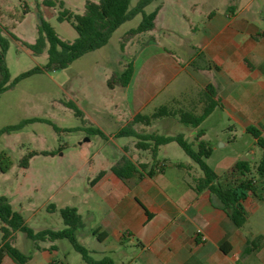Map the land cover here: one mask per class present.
<instances>
[{"label": "crops", "instance_id": "obj_1", "mask_svg": "<svg viewBox=\"0 0 264 264\" xmlns=\"http://www.w3.org/2000/svg\"><path fill=\"white\" fill-rule=\"evenodd\" d=\"M190 2L193 11H197L193 16H182L189 35L181 28L164 25L165 34L174 32L176 37L168 39V44H160L155 33L159 12L154 29L147 31L148 40L142 51L159 44L150 56L166 75L165 82L146 100L135 105L131 102L132 110L118 128L112 130L109 117L94 119V123L104 133L105 137L98 136L106 143L157 99L160 105L175 111L201 112L206 87L212 85L217 105L202 123L209 118L210 122L187 130L194 147L199 140L210 143L212 152L205 158L206 163L221 182H231L233 179L225 180L226 173L237 160L246 159L255 167L262 156V149L246 128L254 126L264 136V5L261 0ZM127 87H121L125 93ZM138 91L142 93V89H131L130 96ZM179 124L175 114L147 125L137 123L134 128L143 134L175 135L173 131ZM127 137L130 136H117L121 140ZM121 151L135 164L150 165L153 161L129 155L125 148ZM215 152L222 158L210 164L208 160ZM257 157L258 161L252 164ZM117 159L106 160L97 168L96 173H105L91 186L95 195L87 212L94 229L107 233L102 242L108 238L117 245L127 240L136 242V253L126 263L122 260V264H264V181L256 177L255 192L243 201L247 220L237 227L208 189H194V177L201 173L196 172L193 161L161 162L156 158L162 170H156L153 176L135 173L121 179L110 170ZM198 229L205 235L204 240ZM258 235L262 237L255 246L246 249L248 240ZM223 242L228 244V251L221 248ZM45 256L51 264L50 257ZM1 264L18 263L4 255ZM26 264H36L33 254Z\"/></svg>", "mask_w": 264, "mask_h": 264}, {"label": "rangeland", "instance_id": "obj_2", "mask_svg": "<svg viewBox=\"0 0 264 264\" xmlns=\"http://www.w3.org/2000/svg\"><path fill=\"white\" fill-rule=\"evenodd\" d=\"M54 1V6L48 7L41 0H0V34L8 41L5 64L10 78L38 68L0 94V196L8 199L13 210L23 217L24 224L34 232L64 228L59 209L77 208L84 222L75 232L77 242L94 259L109 256L116 264H122V260L126 263L138 249L136 242L127 240L117 245L112 238L102 242L92 233L95 225L87 212L95 195L91 180L106 160L121 158V148L142 161H152L153 157L150 152L134 147L133 142L138 140L135 137L125 140L115 137L105 143L97 134L90 133L88 127L98 128L94 119L109 117L112 130L118 128L129 116L131 102L135 105L146 100L165 82L166 75L150 56L159 44L142 51L148 40L147 32H143L134 42L126 43L125 51L120 50L122 34L139 23L142 18L139 13L122 23L102 48L83 54L65 68L47 67L46 48L36 55L24 43L36 40L41 20L48 22L60 38L74 40L77 32L71 22L59 20L58 16L65 9L82 13L86 0ZM137 1L130 0V7ZM261 1L264 5V0ZM191 5L190 0H154L144 8L148 13L159 6L155 33L160 44H168V39L176 37L174 32L165 34L164 25L181 28L186 33L188 29L184 28L182 16L190 17L197 11H193ZM132 57L133 72L126 93L121 86L110 88L107 79L122 71L125 62ZM133 88L142 89V93L138 91L130 96ZM66 102L74 103L82 114L76 115ZM160 104L158 99L152 101L142 114H151ZM209 119L202 125H208ZM15 125L20 127L11 128ZM188 127L191 126L180 122L173 132L193 143ZM156 158L161 162L192 161L175 141L160 146ZM220 158L222 155L215 152L208 161L214 164ZM257 161L258 157L252 164ZM195 167L196 172L201 173L198 165ZM51 204L55 210L49 209ZM11 243L33 254L36 264H49L45 255L50 257L51 264H88L67 238L39 240L36 242L38 250L33 249L34 242L18 230Z\"/></svg>", "mask_w": 264, "mask_h": 264}, {"label": "trees", "instance_id": "obj_3", "mask_svg": "<svg viewBox=\"0 0 264 264\" xmlns=\"http://www.w3.org/2000/svg\"><path fill=\"white\" fill-rule=\"evenodd\" d=\"M43 5L54 6V0H41ZM154 0H138L133 7H130V0H86L82 13H73L69 10H62L58 16L59 20H68L77 32V37L74 40H64L59 37L53 27L46 21L41 20L38 24V36L33 43H24L33 54H40L46 48L47 52V67L65 68L69 66L75 59L83 54L94 51L105 46L114 31L124 22L134 18L141 13L142 18L139 23L132 28H129L121 36L120 50L124 51L127 42L137 37L143 32L154 29V20L158 13L159 6H156L148 13L144 12V8ZM8 47L7 39L0 34V94L12 87L17 81L29 74L38 71V68L32 71L25 72L18 77L11 79L9 71L5 64V52ZM133 72V57L125 62L123 70L118 73H113L107 79V85L110 88L115 86L125 87L132 76ZM205 104L200 114H196L191 110L175 111L167 105H160L151 114H136L122 128H120L115 136H133L138 140L135 143L136 148L150 150L153 157L151 164L138 163L135 164L126 155L111 166L110 170L119 178L126 179L135 173L146 174L153 176L156 170H162V167L155 161L158 154L159 146L169 142H177L190 159L198 165L201 170V175L194 177V189L201 191L208 189L212 196L220 203V207L226 211L228 217L237 226H242L247 220V213L244 208L243 201L250 192H255V179L258 177L264 181V136L260 130L254 126H248L246 131L255 139L258 146L262 149V156L257 165L253 167L248 160L239 159L232 166L231 170L226 173L227 179H233L231 182H221L219 176L210 167L205 158L209 157L212 152V147L209 142L199 140L194 147L192 142L185 140L182 134L162 135V134H143L136 131L134 126L137 123L149 124L152 120L163 116L177 115L181 123L191 127L199 126L202 121L212 113L217 103L214 99L215 92L212 85H208L205 90ZM72 108L76 115L82 113L77 106L72 102H66ZM20 125L11 126V128H19ZM88 131L105 137L104 133L97 127L89 126ZM201 133H198L200 136ZM178 166L183 164L178 163ZM105 171H99L91 180V184L97 182ZM254 173V174H253ZM49 209L55 210L54 205H50ZM60 216L65 224L62 229H41L34 232L31 228L24 224V219L18 211L13 210L11 204L5 196H0V229L2 237L0 239V264L4 255H8L18 264H26L30 258V253H25L17 246L11 243L14 233L18 230L25 233L26 237L34 242V248L39 249L36 242L39 240H55L67 238L72 246L78 251L83 259L88 264H116L109 257L104 256L100 259L92 258L88 250L80 245L75 236V232L84 226L82 216L77 208L65 206L59 209ZM92 233L99 241L106 238L105 231L93 229ZM258 235L248 240L246 249L250 250L255 246V243L261 239ZM221 248L228 251V244L223 242Z\"/></svg>", "mask_w": 264, "mask_h": 264}, {"label": "built area", "instance_id": "obj_4", "mask_svg": "<svg viewBox=\"0 0 264 264\" xmlns=\"http://www.w3.org/2000/svg\"><path fill=\"white\" fill-rule=\"evenodd\" d=\"M197 233H199L201 240H204L206 238L205 235L201 233L200 229L197 230Z\"/></svg>", "mask_w": 264, "mask_h": 264}]
</instances>
